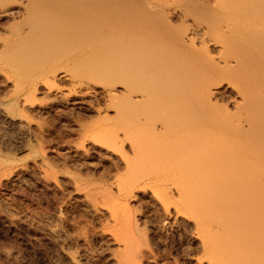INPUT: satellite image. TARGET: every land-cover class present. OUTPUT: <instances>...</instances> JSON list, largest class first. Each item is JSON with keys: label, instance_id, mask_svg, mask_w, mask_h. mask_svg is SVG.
I'll use <instances>...</instances> for the list:
<instances>
[{"label": "bare ground", "instance_id": "obj_1", "mask_svg": "<svg viewBox=\"0 0 264 264\" xmlns=\"http://www.w3.org/2000/svg\"><path fill=\"white\" fill-rule=\"evenodd\" d=\"M11 16L0 69L14 84L80 73L118 127L146 121L148 183L164 216L192 219L210 264H264V0H0ZM223 82L233 112L216 100Z\"/></svg>", "mask_w": 264, "mask_h": 264}, {"label": "rangeland", "instance_id": "obj_2", "mask_svg": "<svg viewBox=\"0 0 264 264\" xmlns=\"http://www.w3.org/2000/svg\"><path fill=\"white\" fill-rule=\"evenodd\" d=\"M17 20L0 18V40ZM193 39L200 54L217 53ZM73 73L29 86L0 69V264H58L60 250L76 264H210L192 219L172 205L164 216L148 183L153 163L138 155L150 139L146 121L119 128L113 101ZM226 85L216 100L233 112Z\"/></svg>", "mask_w": 264, "mask_h": 264}]
</instances>
